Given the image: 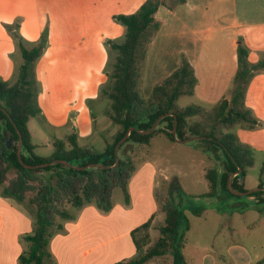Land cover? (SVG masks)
Here are the masks:
<instances>
[{"label": "crops", "instance_id": "1", "mask_svg": "<svg viewBox=\"0 0 264 264\" xmlns=\"http://www.w3.org/2000/svg\"><path fill=\"white\" fill-rule=\"evenodd\" d=\"M145 2L146 0H0V79L13 82L23 63L21 51L6 25L19 23V33L26 47L36 44L47 30L45 46L54 51L46 55L52 61L53 69L54 66H61V70H64V65L68 62L74 63L83 58L85 59L82 61H103L105 64L107 42L123 40L126 32L115 17L135 13ZM155 17L160 22V28L147 49L139 82V91L144 98H149L155 86L171 75L178 68L181 59L185 58L192 66L197 80L194 94L189 96L190 105L211 109L231 94L233 79L238 71L239 44L243 43L249 49L250 63L255 64L261 60L257 55L254 56V51L257 54L261 52V57H264V0H186L175 8L160 6ZM99 75L106 77L104 68L99 71ZM250 85H255L256 90L250 95L247 88L245 101L249 97L252 105L246 109L253 112L257 102L258 106L264 108V69L254 73ZM100 90L98 84L97 95ZM76 91L78 98L73 99L68 108V112L74 114L70 121L75 132L70 135L75 134L77 143L86 147H94L87 145L89 142L91 144V141L86 140L87 137L100 135L103 137L104 148L98 150L104 151L107 143L113 142L118 130L109 135L104 134V131L96 134L91 133L89 126L82 125L78 117V112L82 109L76 108L79 104L86 107L94 98L86 95L81 99V95L88 94V91ZM38 95L42 97L43 93L39 92ZM30 120L28 129L37 154L40 144L34 141ZM239 125L241 128L235 135L241 142L243 140L246 144H252L245 134L264 136V130L247 131V124ZM231 129L232 127L230 132ZM3 132L2 124L0 134ZM157 137L165 139L160 143L161 148L173 150L184 144L172 141L164 134H157L149 145L132 147L136 171L129 181V203L125 199L118 200L108 213L100 211L94 204H88L77 209L75 217L63 223L62 230H57L56 225L51 227L47 250L56 264L128 262L138 254L140 248L137 241L143 236V233L134 236V232L148 221H151L147 231L149 238L143 239L140 244H145L143 249L151 246L156 223L154 217L160 206L158 192L152 186L159 187L162 180L166 181L168 177L158 163L138 152L151 147ZM224 160L221 157L218 169L220 173L223 171ZM240 181L247 190L259 187L261 183L258 181L248 187L245 177ZM147 183L152 184V210L139 223L132 224L131 220L143 201L138 191L144 189ZM181 189L175 185L168 190V198L173 199L177 206L180 203L176 201V197ZM1 191L0 188V264H28V236L34 232L35 209L28 203H21L22 207H19L16 200L4 197ZM207 191L208 189L203 193L207 205L198 217L215 222V227L209 234H200L209 235V245L190 241L188 230L184 233L180 246L167 251L166 254L172 256L169 264H264V242L260 243L259 240H264V204L250 198V208L234 210L230 206L237 201L223 193L206 197ZM189 211L192 212V209ZM185 216L187 217L186 213ZM247 242L251 243V248ZM178 253L183 258L176 256ZM21 256L25 257L24 261H21ZM152 260L145 264L152 263Z\"/></svg>", "mask_w": 264, "mask_h": 264}, {"label": "trees", "instance_id": "2", "mask_svg": "<svg viewBox=\"0 0 264 264\" xmlns=\"http://www.w3.org/2000/svg\"><path fill=\"white\" fill-rule=\"evenodd\" d=\"M185 2L186 0H146L135 13L115 17L125 27L126 32L123 40L107 42L108 49L112 52L110 72H107L110 83L101 92L110 101L111 121L119 125L121 130L115 135L112 143H107L104 151H99L95 147L80 146L76 135L72 134L67 140L56 139L50 156H39L34 152L35 146L31 142L28 122L42 111L37 103L34 66L46 45L47 30L36 44L26 47L19 33V23L5 26L21 51L23 63L13 82L0 79V106L11 117L9 119L0 110V121L4 125V132L0 134V188L4 197L28 203L35 209L34 232L28 236V264H56L47 250L51 237L50 228L56 225L57 230H62L63 223L75 217L67 205L77 210L85 205L94 204L100 211L108 213L114 207L112 194L116 188L122 191L126 203H129V181L136 171V161L131 154L132 147L149 145L157 134H164L174 141L172 133L174 116L178 121V139L206 136L213 140H203L204 142L213 145L215 149H221L224 153L223 171L220 173L213 168L206 171L208 191L205 196L214 197L219 193L228 197L234 196L227 188V180L239 167L242 172L232 179L231 184L235 190H247L240 179L246 176L248 168L254 163L253 151L242 144L237 136L230 132V128L237 123H245L249 127L258 124L251 111L242 108L241 104L254 73L264 69V57L255 64L250 63L248 51L239 44L238 71L233 79L231 94L229 98L222 99L211 109L198 105L177 107L179 98L194 94L197 83L194 70L185 58L181 59L178 68L171 75L155 86L149 98H144L139 91L147 49L160 28V22L155 17L157 10L162 5L175 8ZM168 113L170 115L162 118L151 134L142 135L132 131L120 146V162L114 166L115 146L130 127L147 130L159 116ZM16 129L22 135L21 156L26 164L41 165L62 159L76 166L101 163L109 168L75 170L59 163L35 170L25 168L17 157L19 135ZM10 140L13 143L12 147L11 145L8 147ZM11 170L14 175L9 177ZM263 172L264 169L261 170V174ZM46 173L48 175L45 176ZM259 186L264 185L260 183ZM249 195L258 200L259 204H264V191ZM230 207L243 211L250 208L251 203L249 199L242 200ZM190 208L195 215H200L203 211V208ZM162 211L165 219L159 228L158 240L143 249L145 244L141 245L140 241L149 238L147 231L151 225V221L146 222L134 232V236L143 233L141 240L137 241L140 248L138 254L128 262L118 264H145L153 258L165 255L170 248L180 246L185 230L189 229L188 218L171 198L166 200ZM184 221L185 230L181 225ZM176 256L183 258L181 253ZM20 259L24 261L25 257L21 256Z\"/></svg>", "mask_w": 264, "mask_h": 264}, {"label": "rangeland", "instance_id": "3", "mask_svg": "<svg viewBox=\"0 0 264 264\" xmlns=\"http://www.w3.org/2000/svg\"><path fill=\"white\" fill-rule=\"evenodd\" d=\"M48 36V35H47ZM248 53L249 49L241 43ZM107 48V61L104 64L103 61L90 62V61H81L77 60L74 63L68 62L64 65V70H61V66H54L48 55L46 53L54 51V49L48 48L45 46L42 49L40 57L35 61L34 71L36 79V88L38 93L42 92L43 96H37V103L41 108V114L32 118L30 120V128L34 133V141L39 143L37 149V154L42 156L50 155L53 151L52 142L56 139L65 140L71 133L75 130L71 127L70 117L73 116V112H68L70 102L78 98V92L76 90L88 91V94H82L81 99L86 95H90L94 100L82 107L81 104L78 105L76 109L81 110L78 112V117L82 125H87L91 128V133H96L98 131H104V134L109 135L112 131L116 129L121 130L119 125L114 124L110 117V101L102 95V89L109 85L110 79L107 76L109 73V63L111 58V51ZM258 59L261 57V52L257 54ZM70 54V53H69ZM59 55V54H57ZM65 56H68L67 53H64ZM74 55V54H70ZM253 56V57H254ZM114 59V58H113ZM59 65V64H56ZM104 66V67H103ZM104 68L105 76L99 75V71ZM102 81V82H101ZM98 84L101 87L100 94L97 95ZM247 88L250 90V95L255 92V85L251 87L249 84ZM252 92V93H251ZM97 95V96H96ZM96 96V97H95ZM90 98V99H93ZM190 97L183 96L177 101V107H187L190 105ZM252 102L249 97L247 100L242 102L241 107L246 108L251 106ZM254 108L253 112L251 111L253 117L258 121L257 126L247 127V131H256L261 132L264 130V108L258 106ZM89 109V112L88 110ZM75 111V110H73ZM95 119V120H94ZM240 124V123H239ZM239 124H236L232 127L231 132L233 134L238 133L237 131L241 128ZM2 122L0 121V129ZM244 130V129H243ZM118 133V132H117ZM247 139H250L252 144H246L247 142L238 140L248 146L253 151L254 163L248 168L246 173V185L248 187L258 183L260 181L264 184V172L261 174V170L264 169V136L261 134L250 135L245 134ZM239 137V136H238ZM91 141V144L88 146H94L96 149L102 150L104 148L103 137L100 135L89 136L86 139ZM113 139H111L112 141ZM165 139L159 137L155 138L151 147H146L140 149L138 153L146 156V158L152 162L159 164L160 168L163 170L164 174L168 177L166 181L162 180V184L153 185L152 187L158 192L159 197V211L155 214V227L152 233L153 236V245L158 238L160 237L159 228L163 225L164 213L162 211L163 205L168 199V190L177 185L179 188H182L178 192L176 201L179 202L178 208L187 214L189 218V237L190 241L200 242L204 246L209 245V235L200 236V234H209L215 227V222L212 223L206 218H200L198 215H194L189 211L191 208H203L206 207L207 199L203 196V193L208 189L207 188V179L205 176V169H219L221 157H224V153L221 149H215L213 145L204 142L203 140H193L187 143H184L177 149L169 150L168 147L161 148L160 143ZM83 143V141H82ZM10 143H8V147ZM13 143L11 144V147ZM23 148V147H22ZM14 175L13 170L9 172V177ZM48 173L45 174V176ZM159 177H157V180ZM151 185L147 183L145 188L138 191V195H141L142 202L138 206L136 216L131 220V223H139L149 211L152 210L150 205V193ZM136 195V194H135ZM198 196L195 198L194 196ZM138 196V197H139ZM137 197V196H136ZM113 202L123 201L124 195L122 191L116 188L112 194ZM234 201H242L253 198L251 195L246 196H231ZM140 200V198H137ZM19 207H22L20 202L17 203ZM70 212L73 214L76 213V209H71L70 205L66 206ZM183 230L186 222H182ZM188 230H185L187 233ZM260 243L264 242L263 239H259ZM247 245L251 248V243L247 242ZM172 256L169 254L153 258L152 263L148 264H169Z\"/></svg>", "mask_w": 264, "mask_h": 264}, {"label": "water", "instance_id": "4", "mask_svg": "<svg viewBox=\"0 0 264 264\" xmlns=\"http://www.w3.org/2000/svg\"><path fill=\"white\" fill-rule=\"evenodd\" d=\"M0 110H2L7 116L9 119H11V117L9 116L8 112L0 106ZM167 115H170V113L168 114H164V115H161L159 116L156 121L153 123V125L147 129V130H139L135 127H130L126 134L124 135V137L117 142L116 146H115V155H116V162H115V165L114 166H117L120 162V146L128 139V137L130 136V133L132 131H136L138 132L139 134H142V135H149L151 134L157 127L158 123L161 121L162 118H164L165 116ZM177 126H178V121H177V117L174 116V125H173V129H172V133L175 137V140L179 143H187V142H190V141H193V140H213L211 138H208L206 136H194V137H189L187 139H178L177 138ZM17 132H18V135H19V141H18V144H17V157H18V160L19 162L22 164L23 167L25 168H28V169H41V168H44V167H48L50 165H54V164H63L64 166L66 167H69V168H72V169H75V170H86V169H90V168H109L108 166H105L101 163H90L86 166H76V165H73L72 163L68 162L67 160H62V159H56V160H52L48 163H44V164H41V165H29V164H26L23 162L22 160V146H23V140H22V135L21 133L19 132L18 129H16ZM10 145L12 144V141L10 140L9 141ZM242 172V169L239 167L238 170L234 173H231L228 177V180H227V188L228 190L233 194V195H236V196H246V195H249L251 193H255V192H259V191H264V186H259V187H255V188H252V189H248L246 191H238V190H235L232 186V179L239 175L240 173Z\"/></svg>", "mask_w": 264, "mask_h": 264}]
</instances>
